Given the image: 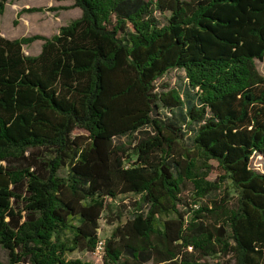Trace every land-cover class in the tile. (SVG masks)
<instances>
[{
  "label": "trees",
  "instance_id": "trees-1",
  "mask_svg": "<svg viewBox=\"0 0 264 264\" xmlns=\"http://www.w3.org/2000/svg\"><path fill=\"white\" fill-rule=\"evenodd\" d=\"M52 1L80 17L48 38L0 33V264H90L67 255L99 242L101 264H264V173L249 165L264 158V0ZM175 69L183 89L158 92ZM187 187L193 204L223 198L191 216Z\"/></svg>",
  "mask_w": 264,
  "mask_h": 264
},
{
  "label": "rangeland",
  "instance_id": "rangeland-1",
  "mask_svg": "<svg viewBox=\"0 0 264 264\" xmlns=\"http://www.w3.org/2000/svg\"><path fill=\"white\" fill-rule=\"evenodd\" d=\"M8 6L3 14L0 16V33L2 37L12 40L19 39L22 37H30L39 35L42 37H50L58 32L59 28L67 25L70 21L77 19L81 11L78 8H74L72 1L56 3L52 0H7ZM30 8H43V11L29 13L25 10ZM52 8L53 10H47ZM155 19L159 26L166 25L169 13H161L156 11L154 13ZM42 41L36 40L28 46H23L22 50L25 55L36 56L40 52ZM257 71L264 76V60L261 62L255 61ZM156 90L158 92H167L169 90H182L186 84L185 74L182 70L175 69L167 72L162 78L158 79L155 83ZM165 113V112H163ZM169 116V113L165 114ZM75 133L82 134L81 131H75ZM120 141H125L121 139ZM212 164V170L210 171L207 180L217 181V177L220 174V170L217 168L215 163ZM249 165L252 169L257 172L264 173V158L258 154L251 156ZM220 177V176H219ZM223 192H229V200L227 205L234 208L236 206V193L233 188H230L229 184H224L221 187ZM190 187H187L183 191V199L187 203L186 208H182L184 211H189V215H193L192 211H196L200 206L209 205V199H215L220 201L223 198V194H214L210 197L199 200L198 204H193V194ZM134 196H121L116 199L123 205H127V208L122 210V221L124 222L127 218L131 217L132 207L130 203L137 200ZM181 209V208H180ZM205 213V212H202ZM113 226L108 225L106 221L105 213L102 214L99 220V240L103 241L109 237ZM101 252L86 253V252H74L68 254L67 258L71 260H80L90 264H101ZM0 262H6V252L0 248Z\"/></svg>",
  "mask_w": 264,
  "mask_h": 264
},
{
  "label": "built area",
  "instance_id": "built-area-1",
  "mask_svg": "<svg viewBox=\"0 0 264 264\" xmlns=\"http://www.w3.org/2000/svg\"><path fill=\"white\" fill-rule=\"evenodd\" d=\"M101 250H102V245H101V242H99L97 246V252H100Z\"/></svg>",
  "mask_w": 264,
  "mask_h": 264
},
{
  "label": "crops",
  "instance_id": "crops-1",
  "mask_svg": "<svg viewBox=\"0 0 264 264\" xmlns=\"http://www.w3.org/2000/svg\"><path fill=\"white\" fill-rule=\"evenodd\" d=\"M21 1H22V0H21ZM53 2H55V1H53ZM61 2H67V1H61ZM61 2H56V3H61ZM7 6H8V4L5 5V9L7 8ZM4 11H5V10H4ZM79 17H80V16H79ZM79 17H78V18H79ZM55 34H57V33H55ZM55 34H54V35H55ZM52 36H53V35H52ZM50 37H51V36H50ZM41 45H42V43H41ZM40 50H41V48H40Z\"/></svg>",
  "mask_w": 264,
  "mask_h": 264
}]
</instances>
